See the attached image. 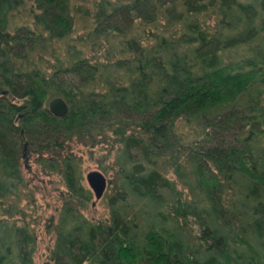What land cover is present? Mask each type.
<instances>
[{
    "label": "trees",
    "instance_id": "1",
    "mask_svg": "<svg viewBox=\"0 0 264 264\" xmlns=\"http://www.w3.org/2000/svg\"><path fill=\"white\" fill-rule=\"evenodd\" d=\"M25 1L0 0V166L19 173L28 145L64 181L48 264H264V0H93L96 36L137 19L157 28L112 35L131 63L121 78L106 72L100 92L96 74L123 58L103 64L100 41L93 59L68 41L75 0H31L32 24L18 21ZM48 91L67 99L66 117L49 111ZM107 129L122 146L109 214L92 221L81 207L93 195L68 146ZM168 155L194 202L150 166ZM36 242L29 225L0 223V264H33Z\"/></svg>",
    "mask_w": 264,
    "mask_h": 264
},
{
    "label": "rangeland",
    "instance_id": "2",
    "mask_svg": "<svg viewBox=\"0 0 264 264\" xmlns=\"http://www.w3.org/2000/svg\"><path fill=\"white\" fill-rule=\"evenodd\" d=\"M30 1L31 0H26L22 8L19 9L20 12L18 14L20 15L18 17L21 18H18V21L22 22V19H27L28 24L29 22L30 24L33 23V21H31L32 6L30 7ZM92 1L93 0H75L77 3L75 4L79 7L81 13L78 18H74L76 21L74 27L75 33H73V36L68 38V41L73 44L76 40H81V43L83 41L82 44L85 45L80 46L79 49L86 54H84V57L86 56L89 59H93L94 56V52L91 50L92 44L100 41L103 46L98 49L96 57H102L103 61L101 63L103 64H108V60H110L114 55L123 58L121 59L123 62L121 68L119 66L116 68L110 63L105 67L106 70L101 69L99 73L96 74L97 77H99V74H103V78L98 81L100 87L96 88V91L100 92V90L105 87L104 80L107 78L106 72H111L113 77H116V74H118V77L121 78L123 75L122 73L128 69L125 68L124 65L126 63H131L128 59H126L130 56L129 59L131 60L130 51H125V54H127V57H125L124 51L118 50L119 41L116 38L112 39V35L114 34L115 36L124 39V35L121 34L129 32L126 37L130 39L132 36H135L134 38L137 40L139 36H143L146 30L152 34L151 32H156L157 28L149 26V28L146 29L145 27L138 25L140 22L137 19L133 22L134 25L130 30L120 31V33L110 31L112 32L111 34H109V32H102L96 36L90 30L92 24L89 13L92 11L91 8H93L90 6ZM121 1L128 2L129 0ZM76 11H78V9H76ZM157 22L163 25L165 24V19L160 17ZM128 25L129 23L126 22L123 28L126 29L125 27ZM80 42L78 43L80 44ZM152 43L153 42L151 41L149 44L151 45ZM55 44H57V47H60L64 44V42L55 43L54 40L50 45L53 48V45L55 46ZM144 46H147V44H144ZM148 48H145L146 53L149 51ZM86 52L90 53L88 54ZM70 53L73 52L70 51ZM105 55L108 59L103 57ZM74 81L76 84L81 82L79 78ZM66 90H70V87H61L62 93ZM48 92L46 100L47 105L49 106L50 101L55 98H51L50 91ZM60 97L64 99L63 95ZM64 100L67 101V99ZM183 129L186 133L189 132V129L184 126L181 127V130ZM95 132L100 134L102 133V135H96L97 138L94 142L88 137L75 138L70 147L68 146V149H70L79 159L78 161L82 168V176L84 178L83 184L86 188L90 189L86 177L87 173L92 172L93 170H98L104 174L105 177H107L108 184L104 198L95 200L94 192L90 189L93 199L91 202L86 203L81 207L82 212H84L86 217L92 221H103L109 214L105 196L110 194L114 187L117 168L115 162L117 160L119 149L122 145L116 142L113 132L108 131V129L107 131L105 130V132ZM20 158L18 168L20 172L16 175L8 173L0 166V223L5 222L21 226L24 224L29 225V229H31L33 235L35 234V236H37V242L35 244L36 252L33 257V264H48L50 263V259L48 258L55 240L53 233L54 221L57 218L60 206L64 203V200L69 197V194L66 190L63 179H61L59 175L44 173L42 168H40V162L38 161L39 157L36 156L35 153H32V150L28 145H24L22 148ZM171 162V156L168 155L166 157H159L158 159L154 158V164L150 166L161 171L171 182L174 181L177 192H182L183 199L188 198V202H194L188 188L181 185L176 174H174V164L172 165ZM17 207H20L21 211H17ZM21 212L25 215L21 216L17 214ZM251 244L254 245L255 249L259 248L258 242L254 241Z\"/></svg>",
    "mask_w": 264,
    "mask_h": 264
},
{
    "label": "water",
    "instance_id": "3",
    "mask_svg": "<svg viewBox=\"0 0 264 264\" xmlns=\"http://www.w3.org/2000/svg\"><path fill=\"white\" fill-rule=\"evenodd\" d=\"M48 107L55 117L64 118L69 113L68 103L61 97H55L50 101ZM86 177L89 188L94 192L95 200L103 198L107 190V177L98 170L87 173Z\"/></svg>",
    "mask_w": 264,
    "mask_h": 264
}]
</instances>
